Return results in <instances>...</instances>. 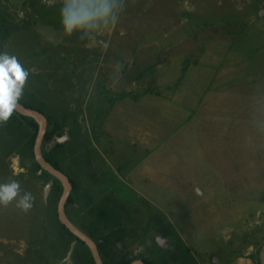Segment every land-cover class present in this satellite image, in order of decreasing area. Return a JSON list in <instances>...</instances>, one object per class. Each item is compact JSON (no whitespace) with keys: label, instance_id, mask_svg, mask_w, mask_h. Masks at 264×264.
<instances>
[{"label":"rangeland","instance_id":"rangeland-1","mask_svg":"<svg viewBox=\"0 0 264 264\" xmlns=\"http://www.w3.org/2000/svg\"><path fill=\"white\" fill-rule=\"evenodd\" d=\"M61 8L0 0V53L29 73L21 100L47 117L67 216L104 229L105 264H260L264 0H125L91 39L65 34ZM37 131L15 111L0 124V183L34 197L27 213L0 206V264H95L58 219L63 187L31 157Z\"/></svg>","mask_w":264,"mask_h":264},{"label":"clouds","instance_id":"clouds-1","mask_svg":"<svg viewBox=\"0 0 264 264\" xmlns=\"http://www.w3.org/2000/svg\"><path fill=\"white\" fill-rule=\"evenodd\" d=\"M124 7L125 0H62L60 15L64 32L68 36L80 33L81 39H91L93 36L89 33L101 25L104 28L114 26ZM28 75L16 56L0 53V124L7 123L13 116ZM33 201L32 193L24 191L18 180L0 183V206L14 203L16 208L27 213Z\"/></svg>","mask_w":264,"mask_h":264},{"label":"water","instance_id":"water-1","mask_svg":"<svg viewBox=\"0 0 264 264\" xmlns=\"http://www.w3.org/2000/svg\"><path fill=\"white\" fill-rule=\"evenodd\" d=\"M260 15L264 14V10L261 9L259 12ZM15 112L28 116L31 118H34L38 123V131L34 143V158L38 165L48 173L52 174L54 177H56L58 180L62 183V194L59 198L58 205H57V215L58 219L61 222V224L69 230L73 235H75L77 238L82 240L90 249L93 260L95 264H105L103 261L100 251L98 249L97 242L88 235L84 230L79 228L66 214V205L67 201L70 195V192L72 190V183L69 178V176L61 169L55 167L53 164H51L45 157V155L42 152V144L43 140L46 134L48 120L46 115L35 109L28 107L21 102L18 101L15 107ZM156 242L159 244L162 248H167L169 246V241L167 238L158 235L156 237ZM74 249V243L71 244V248L68 252V258H70L72 252ZM259 261L260 264H264V248L260 250L259 252ZM130 264H147L145 261L141 259H137L132 261Z\"/></svg>","mask_w":264,"mask_h":264},{"label":"trees","instance_id":"trees-1","mask_svg":"<svg viewBox=\"0 0 264 264\" xmlns=\"http://www.w3.org/2000/svg\"><path fill=\"white\" fill-rule=\"evenodd\" d=\"M19 102H21L22 104L28 106V107H31V108H35V107H32L31 105H29L28 103L24 102L23 100H19ZM37 109V108H35ZM39 110V109H37ZM41 111V110H39ZM42 112V111H41ZM31 157H33V152L31 150ZM46 157V156H45ZM46 159L51 163L53 164L55 167L61 169L58 165V160L54 157H46ZM62 170V169H61ZM62 227L67 231L69 232L68 229H66L63 225ZM88 235H90L96 242H97V245H98V249L100 251V253H104L105 249H106V237L104 235V229L103 228H96V229H91V230H87L86 232ZM148 264V263H147Z\"/></svg>","mask_w":264,"mask_h":264},{"label":"crops","instance_id":"crops-1","mask_svg":"<svg viewBox=\"0 0 264 264\" xmlns=\"http://www.w3.org/2000/svg\"><path fill=\"white\" fill-rule=\"evenodd\" d=\"M244 263H247V264H248V262H244ZM244 263H243V264H244Z\"/></svg>","mask_w":264,"mask_h":264}]
</instances>
